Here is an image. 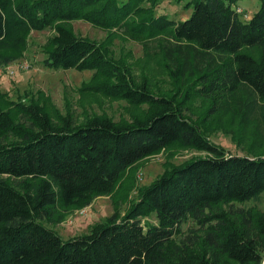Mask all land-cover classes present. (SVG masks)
I'll return each mask as SVG.
<instances>
[{
  "label": "trees",
  "instance_id": "1",
  "mask_svg": "<svg viewBox=\"0 0 264 264\" xmlns=\"http://www.w3.org/2000/svg\"><path fill=\"white\" fill-rule=\"evenodd\" d=\"M238 1L186 0L191 13L174 20L156 13L161 0H0V50L52 28L43 65L92 70L102 78L94 90L141 107L129 121L99 114L76 124L68 114L55 120L37 101L0 99V264H261L264 211L236 221L220 206L264 192V156L230 153L185 111L192 91L232 93L242 84L264 102V0L246 20ZM78 19L163 35L176 43V74L193 51L205 55L198 60L207 57L211 68L197 76L205 84L180 94L136 83L103 43L67 25ZM174 145L207 155L169 167L123 214L115 209L86 234L62 239L44 224L56 203L81 208L110 195L131 165ZM188 218L209 222L199 243L177 237Z\"/></svg>",
  "mask_w": 264,
  "mask_h": 264
},
{
  "label": "rangeland",
  "instance_id": "2",
  "mask_svg": "<svg viewBox=\"0 0 264 264\" xmlns=\"http://www.w3.org/2000/svg\"><path fill=\"white\" fill-rule=\"evenodd\" d=\"M186 0H161L157 14H166L174 20L189 16L191 7ZM235 9L241 19H248L259 7V0H239ZM75 34L101 42L112 57L125 65L136 83L145 81L149 89L173 92L179 89H202L197 76L211 68L207 57H196L193 51L188 55L186 66L181 73H175L179 60L170 47L176 45L163 35L145 37L126 30V27L104 29L85 20L67 23ZM54 34L52 28L41 31L31 30L24 37L20 49L9 46L0 50V99L10 103L37 101L58 120L59 115H70L73 121L81 123L86 118L105 114L115 121H129L141 111V107L124 99L106 95L93 89L101 76L92 70L50 69L43 65V47ZM209 56L219 59L220 54ZM6 57V58H5ZM216 61V60H215ZM173 71V74L171 72ZM10 101V102H9ZM186 113L202 122L211 141L223 146L230 153L264 156V102L246 84L232 93L200 94L192 91L187 101ZM207 155L205 151L181 146H169L159 152L142 158L131 165L117 183L110 195H99L87 206L63 207L56 203L51 209L52 220L44 224L54 229L62 239L86 234L96 223L105 221L116 209L123 214L139 196V190L150 184L169 167L191 157ZM236 221L255 212L264 211V192L257 198L245 202L221 205ZM219 211V208L213 209ZM208 211V210H207ZM145 220V219H144ZM155 222L154 216L148 218ZM209 222L200 223L188 218L182 223L178 238L186 243H199ZM214 223V221L210 222Z\"/></svg>",
  "mask_w": 264,
  "mask_h": 264
},
{
  "label": "built area",
  "instance_id": "3",
  "mask_svg": "<svg viewBox=\"0 0 264 264\" xmlns=\"http://www.w3.org/2000/svg\"><path fill=\"white\" fill-rule=\"evenodd\" d=\"M261 264H264V258L262 259V262H261Z\"/></svg>",
  "mask_w": 264,
  "mask_h": 264
}]
</instances>
